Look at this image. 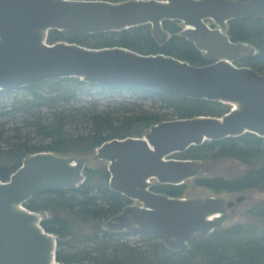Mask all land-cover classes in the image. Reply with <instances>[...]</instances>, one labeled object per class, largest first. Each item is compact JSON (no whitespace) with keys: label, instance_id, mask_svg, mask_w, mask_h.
I'll return each mask as SVG.
<instances>
[{"label":"water","instance_id":"water-1","mask_svg":"<svg viewBox=\"0 0 264 264\" xmlns=\"http://www.w3.org/2000/svg\"><path fill=\"white\" fill-rule=\"evenodd\" d=\"M235 18H264V0H0V89L74 76L103 86L143 87L231 104L222 117L165 120L143 137L113 138L95 151L108 162L110 187L138 202L113 216L109 227L152 235L182 250L191 238L218 226L221 216L209 215H222L245 195L225 204L216 196L171 197L151 190V179L182 184L195 177V160L172 157L192 145L246 132L264 137V73L234 64L255 53L251 44L228 36L225 27ZM165 20H180L181 35L212 62L195 65L162 53L46 41L53 29L96 33L142 24H151L154 34L165 38ZM85 168L84 157L43 151L25 157L8 180L0 179V264H66L56 259L54 234L24 203L36 194L78 186Z\"/></svg>","mask_w":264,"mask_h":264},{"label":"trees","instance_id":"trees-1","mask_svg":"<svg viewBox=\"0 0 264 264\" xmlns=\"http://www.w3.org/2000/svg\"><path fill=\"white\" fill-rule=\"evenodd\" d=\"M118 2L122 0H107ZM210 26L214 27L210 22ZM180 20H165L167 37L156 36L151 24L120 31L84 33L50 30L46 41L73 42L87 47H124L142 54H165L195 65L212 62L194 43L181 35ZM225 30L233 42L251 44L255 53L234 63L264 73V18H235ZM130 91L158 99L171 117L150 112L142 105L119 110L102 107L95 95ZM87 95L84 103L77 100ZM231 104L205 98L163 93L143 87L103 86L78 77L52 78L18 89H0V179L8 180L25 157L36 152L89 156L113 138L143 137L151 126L165 120L195 116L222 117ZM79 126H83L80 128ZM174 158L202 161L230 160L240 165L233 176H201L197 186L215 195L258 189L264 192V137L251 132L205 141L176 152ZM108 164L84 170L74 188L40 193L24 203L29 210L44 212L40 223L57 239L56 259L66 264H264V200L252 204L246 219L227 227H215L195 236L177 250L147 234L120 232L103 227L132 203L109 185ZM187 184L153 185L151 190L171 197H185ZM109 226V225H108ZM131 233V234H130ZM129 235L137 236L131 240Z\"/></svg>","mask_w":264,"mask_h":264},{"label":"rangeland","instance_id":"rangeland-1","mask_svg":"<svg viewBox=\"0 0 264 264\" xmlns=\"http://www.w3.org/2000/svg\"><path fill=\"white\" fill-rule=\"evenodd\" d=\"M210 22H212L213 25L216 26L213 20H208L207 23L210 25ZM253 51L255 52V49ZM236 65H239V64H236ZM87 99H90V97L84 94L80 95L77 98V100L83 103ZM94 99L98 100V103L102 107H105L107 104L121 111L124 109H130L132 107H136L137 104H139V105H142L144 108H146L148 111L152 113L153 112L159 113L165 117H171V113H172L171 110L169 108H166L163 105V103H161L158 99L144 97L140 94H134L133 92H130V91H123L122 93H115V94L111 93L109 95H102V96L95 95ZM79 127L83 128V126H79ZM84 158L86 160L87 167L89 166L97 167V166H100L102 162L108 164L107 161L99 159L95 153L89 156H84ZM194 164L198 169V174L195 177L186 180L185 183L188 186L187 193L185 195L186 198L202 199V198H208L211 196H216L220 198L225 204L228 200H234L237 195H240V194L245 195V200H243L241 203H237L234 207L230 209L224 208L217 227H227V226H230L236 223L237 221L245 220L246 210L252 204L264 200V192H261L258 189L246 190L241 193H221V194L215 195L210 189L197 186L194 182L195 178L201 177V176L210 177V176H215V175H225V176L236 175L241 171L240 165L233 163L230 160H222V161H215V162L197 160L194 162ZM150 183H151V186H153V185H157L159 182L156 179H151ZM132 203L138 204V202L134 200H132ZM38 213L40 215V218H43L44 216H46L45 211L38 212ZM103 227H105L106 229L109 228L108 221L103 222ZM117 231L126 232V233L132 232L126 229H120ZM128 237H130L131 240H135L138 238L137 236H134V235H129Z\"/></svg>","mask_w":264,"mask_h":264},{"label":"bare ground","instance_id":"bare-ground-1","mask_svg":"<svg viewBox=\"0 0 264 264\" xmlns=\"http://www.w3.org/2000/svg\"><path fill=\"white\" fill-rule=\"evenodd\" d=\"M235 107H237V104L235 103V104H233ZM220 216H222L221 214H219V213H215V214H211V215H209V217L208 218H216V217H220Z\"/></svg>","mask_w":264,"mask_h":264},{"label":"flooded vegetation","instance_id":"flooded-vegetation-1","mask_svg":"<svg viewBox=\"0 0 264 264\" xmlns=\"http://www.w3.org/2000/svg\"><path fill=\"white\" fill-rule=\"evenodd\" d=\"M131 217V216H130ZM42 219V218H41ZM41 219H40V221H41Z\"/></svg>","mask_w":264,"mask_h":264}]
</instances>
